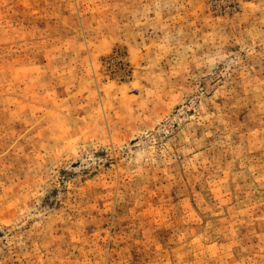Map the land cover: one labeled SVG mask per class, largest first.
Returning a JSON list of instances; mask_svg holds the SVG:
<instances>
[{
	"label": "rangeland",
	"instance_id": "1",
	"mask_svg": "<svg viewBox=\"0 0 264 264\" xmlns=\"http://www.w3.org/2000/svg\"><path fill=\"white\" fill-rule=\"evenodd\" d=\"M0 264H264V0H0Z\"/></svg>",
	"mask_w": 264,
	"mask_h": 264
}]
</instances>
